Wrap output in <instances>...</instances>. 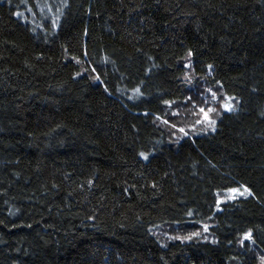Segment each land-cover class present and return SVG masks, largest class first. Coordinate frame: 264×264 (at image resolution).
Wrapping results in <instances>:
<instances>
[{"label":"trees","instance_id":"trees-1","mask_svg":"<svg viewBox=\"0 0 264 264\" xmlns=\"http://www.w3.org/2000/svg\"><path fill=\"white\" fill-rule=\"evenodd\" d=\"M0 264H264V0H0Z\"/></svg>","mask_w":264,"mask_h":264},{"label":"rangeland","instance_id":"rangeland-1","mask_svg":"<svg viewBox=\"0 0 264 264\" xmlns=\"http://www.w3.org/2000/svg\"><path fill=\"white\" fill-rule=\"evenodd\" d=\"M229 108H230L229 105L225 106L224 111L227 113L230 112L231 109H229ZM204 117H208V115L205 114ZM242 194H243V192L241 190H236L235 192L231 191L227 194V196H228L227 198L233 199V198H236Z\"/></svg>","mask_w":264,"mask_h":264},{"label":"snow or ice","instance_id":"snow-or-ice-1","mask_svg":"<svg viewBox=\"0 0 264 264\" xmlns=\"http://www.w3.org/2000/svg\"><path fill=\"white\" fill-rule=\"evenodd\" d=\"M201 111H203V109H201ZM209 111H211V109H209ZM211 123H213V124H214V121H213V122H211ZM181 131H183V130L181 129ZM232 191H234V192H235L236 190H235V189H233ZM245 238H246V239H247V238H250V235L246 236Z\"/></svg>","mask_w":264,"mask_h":264}]
</instances>
